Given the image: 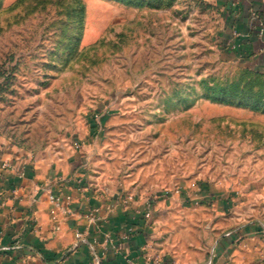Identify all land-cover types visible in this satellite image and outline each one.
I'll return each mask as SVG.
<instances>
[{"label":"rangeland","instance_id":"rangeland-1","mask_svg":"<svg viewBox=\"0 0 264 264\" xmlns=\"http://www.w3.org/2000/svg\"><path fill=\"white\" fill-rule=\"evenodd\" d=\"M78 1L0 0V106L102 185L164 200L196 264L233 233L227 264H264V76L222 57L205 1Z\"/></svg>","mask_w":264,"mask_h":264},{"label":"crops","instance_id":"crops-1","mask_svg":"<svg viewBox=\"0 0 264 264\" xmlns=\"http://www.w3.org/2000/svg\"><path fill=\"white\" fill-rule=\"evenodd\" d=\"M206 3L220 17L222 57L264 72V0ZM97 172L85 150L33 142L31 108L0 106V264H91L94 255L104 264L205 261L203 252L175 248L164 200L106 187ZM49 194L71 197V212ZM237 241L234 233L219 241L215 264H227Z\"/></svg>","mask_w":264,"mask_h":264},{"label":"built area","instance_id":"built-area-1","mask_svg":"<svg viewBox=\"0 0 264 264\" xmlns=\"http://www.w3.org/2000/svg\"><path fill=\"white\" fill-rule=\"evenodd\" d=\"M199 1H205L206 2V0H199ZM129 199L132 200L133 197L131 196ZM49 201L57 209L61 210L65 214H69L71 212L70 211V206H71V203H72V198L71 197H63V196H56V195H53V194H49ZM146 217L149 218L150 215H146ZM82 237H83V234H81L79 232L76 233V239L77 240H81ZM91 264H104V263H103L102 259L99 256L94 255Z\"/></svg>","mask_w":264,"mask_h":264},{"label":"trees","instance_id":"trees-1","mask_svg":"<svg viewBox=\"0 0 264 264\" xmlns=\"http://www.w3.org/2000/svg\"><path fill=\"white\" fill-rule=\"evenodd\" d=\"M76 2H78V6H77V8H76V10L79 8V10L77 11V14L79 15H82V13H83V8H82V6H81V4H80V2L78 1V0H76ZM80 21H81V18H80ZM252 70V69H251ZM253 71H255V70H253ZM258 75H260V76H264V73L263 72H260V71H255ZM224 92V91H223ZM223 92H221L222 93V95L224 94ZM212 99L213 100H215V101H224V102H226V101H228L227 99H220V98H218L217 96H213L212 97Z\"/></svg>","mask_w":264,"mask_h":264}]
</instances>
